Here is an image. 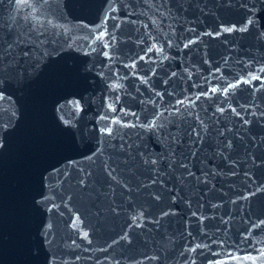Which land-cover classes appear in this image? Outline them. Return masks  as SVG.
Returning <instances> with one entry per match:
<instances>
[{
  "label": "water",
  "instance_id": "water-1",
  "mask_svg": "<svg viewBox=\"0 0 264 264\" xmlns=\"http://www.w3.org/2000/svg\"><path fill=\"white\" fill-rule=\"evenodd\" d=\"M0 264H264V0H0Z\"/></svg>",
  "mask_w": 264,
  "mask_h": 264
},
{
  "label": "snow or ice",
  "instance_id": "snow-or-ice-1",
  "mask_svg": "<svg viewBox=\"0 0 264 264\" xmlns=\"http://www.w3.org/2000/svg\"><path fill=\"white\" fill-rule=\"evenodd\" d=\"M230 87H231V85H230Z\"/></svg>",
  "mask_w": 264,
  "mask_h": 264
}]
</instances>
